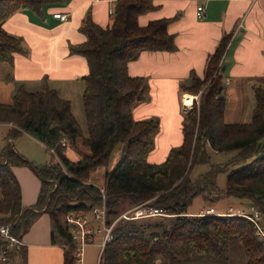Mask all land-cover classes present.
Wrapping results in <instances>:
<instances>
[{"label":"trees","instance_id":"16d2710c","mask_svg":"<svg viewBox=\"0 0 264 264\" xmlns=\"http://www.w3.org/2000/svg\"><path fill=\"white\" fill-rule=\"evenodd\" d=\"M59 1L0 0V62L12 64L15 53H26L22 38L5 31L3 21L20 10L41 18L45 6ZM154 8L152 0H115L109 26L101 27L86 16L78 28L84 40L70 44L68 55L81 57L86 64V72L79 78L84 86L81 101L85 135L69 100L50 88L46 80L33 91L20 83L11 103L0 102V123L10 124L0 154V225L9 224L11 233L21 239L38 211L47 213L52 240L55 235L62 240L63 264H73V247L61 217L72 210L87 211L102 202L99 188L85 181L97 167L108 164L114 148L121 143L120 161L103 175L108 218L120 214L117 208L123 201L140 204L152 199L146 206L173 215L172 222L161 232L148 233L134 219H119L98 264H154L159 258L162 264H192L194 254L224 260L231 238L244 249L246 264H264V244L247 219L187 215L197 196L208 201L232 196L253 204L264 217V86L253 87L255 105L249 122L224 121V81L218 64L230 38L225 35L206 59L204 79L191 73L189 83L180 85L181 91L196 95L208 82L199 100H194L183 115L181 144L171 148L162 162H149L159 124L156 119L132 117L133 105L145 100L148 86L144 78L128 75L127 63L142 51L176 50L174 35L167 31L173 18L138 25L137 17ZM24 133L46 147L50 162L35 165L12 148L8 140ZM78 139L88 152H79L80 158L71 161L65 151ZM62 140L66 141L64 145ZM210 149L232 155L224 163L211 164ZM204 164H209L208 170L191 179L193 167ZM13 166L29 167L40 179L37 200L31 208L22 206ZM219 174L226 176L224 189L217 186ZM19 253L24 257L22 246Z\"/></svg>","mask_w":264,"mask_h":264},{"label":"crops","instance_id":"0c3cea01","mask_svg":"<svg viewBox=\"0 0 264 264\" xmlns=\"http://www.w3.org/2000/svg\"><path fill=\"white\" fill-rule=\"evenodd\" d=\"M114 2L60 0L45 6L41 18L29 10L16 11L7 17L2 23L4 30L21 37L26 51L13 55L10 68L13 79L24 86H36L46 80L47 85L60 95L59 82H73L86 72L83 58L68 55L70 44L84 40L78 28L86 16L101 27L109 26L112 16L108 9ZM152 3L155 8L140 14L138 25L173 18L167 31L174 35L176 50L142 51L135 60L127 63V73L144 78L148 86L145 100L135 103L131 113L135 120L158 121L159 127L153 137L154 148L147 159L151 163H160L171 148L181 144L183 115L196 100L195 96L181 91L180 85L189 83L191 73L203 76L207 57L225 35L230 38L219 66L226 82L224 121H250L255 105L253 87L264 86V0H152ZM197 5L203 6L201 18L195 15ZM54 13L67 14V20L60 21L53 16ZM184 95L193 98L189 108L183 104ZM1 124L10 126L9 123ZM16 139H22V147L12 148L30 162H35L32 159L35 155L23 144L38 145L46 150L42 143L26 133ZM12 172L20 185L22 206L33 207L40 179L26 166H13ZM231 201L229 205H232ZM247 204L249 202L242 199L236 201V206ZM187 214L199 215V212L187 210ZM51 231L48 214L38 211V216L21 237L24 257L18 250L12 256L8 255L9 261L12 264H63L62 240L57 235L52 240Z\"/></svg>","mask_w":264,"mask_h":264},{"label":"rangeland","instance_id":"374dc122","mask_svg":"<svg viewBox=\"0 0 264 264\" xmlns=\"http://www.w3.org/2000/svg\"><path fill=\"white\" fill-rule=\"evenodd\" d=\"M11 64L6 62H0V102L4 103H11L13 100V94L16 87L21 83L17 82L13 79L11 76L10 70ZM201 79H204V75L202 77H199ZM208 82L205 83V86ZM43 84V82L36 86H30L26 85L25 87L28 90H37L40 89V86ZM203 86L196 95H193L196 97V101L199 100V95L201 91L205 88ZM58 88L60 89V95L61 97H64V99L69 100L71 105V111L74 116V118L77 121L78 126L80 127L82 131V135L86 134V122H85V114L82 106L81 101V93L83 91V82L80 79H74L73 82H59ZM190 107V106H189ZM188 107V108H189ZM191 108V107H190ZM189 108V109H190ZM187 109V110H189ZM7 128L5 125L0 123V154L6 145L5 136L7 133ZM10 145L15 147L16 149L21 148L20 145L21 142L23 143L22 139H10L8 140ZM66 141L62 140V144L64 145ZM26 143V142H25ZM23 146L32 149L33 156L32 159L35 161V165H44L51 160V155L49 152H47L43 147L39 148L38 145L31 146L30 144L26 143L23 144ZM123 144L119 143L114 148L110 160L106 166L97 167L92 173L89 178V180L85 181L87 184H92L96 186L97 188H103V182H104V173L106 171H111L116 164L120 161L122 155H123ZM154 148V147H153ZM152 148V150H153ZM151 150V151H152ZM81 152H88L86 146L81 144L80 139L76 141V144L73 148H67L65 153L68 159L71 161H76L80 158L78 153ZM209 156H210V163H224L226 162L229 157L232 155V153H216L213 150H209ZM209 168V164L204 165H195L193 169L191 170L189 177L191 179H195L199 174L204 173ZM216 183L219 189H224L226 184V176L225 174H219L216 178ZM152 200V199H151ZM151 200H146L143 203L140 204H132L128 200L123 201L120 203L119 207L117 208L118 211L121 213L131 211L133 208L148 204ZM229 200H233L232 205H229ZM239 200L236 197L232 196H225L221 198V200L217 201H208L203 200L201 196H197L193 199L191 205L188 207V211L192 212H199L203 213L206 209L210 208L211 212H224L226 210V207L232 206L236 207V201ZM242 201L247 202L245 199H242ZM142 207V206H141ZM132 214V212L128 213V216ZM189 215V214H187ZM172 216L170 214H167L165 212H162V214L154 215L150 217H141L136 218L133 221L142 226L146 232H161L163 229L169 227V225L172 222ZM62 220V217H61ZM101 241V238L99 236H96L93 243L84 247L83 255H82V264H98L99 259V243ZM228 256L227 259H218L213 256L209 255H192L191 261L192 264H246L247 255L242 248V246L239 244L237 239L231 238L228 241ZM15 250L11 249L8 250V255L14 253ZM17 262V261H16ZM1 264V263H0ZM14 264H20L14 263ZM154 264H162L161 259H157Z\"/></svg>","mask_w":264,"mask_h":264},{"label":"built area","instance_id":"2783aa9c","mask_svg":"<svg viewBox=\"0 0 264 264\" xmlns=\"http://www.w3.org/2000/svg\"><path fill=\"white\" fill-rule=\"evenodd\" d=\"M108 14L110 16L112 15V8L108 9ZM202 14L203 6L197 5L195 11L196 17L201 18ZM53 16L60 21L67 20V14L65 13H54ZM262 54L264 55V48ZM220 63L218 66H220ZM225 84L226 82L224 85ZM221 93H224V88ZM99 190L102 193V202L100 204L93 206L87 211H69L62 217L63 223L68 232L70 244L73 247V264H82L84 247L92 244L96 236L101 238V241L98 244L100 248V256L105 244L111 240L113 227L119 219H136L162 214V210L142 204L133 208L131 211L123 212L110 220V218H108V212L104 201L103 188H99ZM209 209L210 208L206 209L203 213H199V215H227L239 216L247 219L254 229V234L264 244V217L262 211L253 204L237 205L236 207L230 206L220 214L212 213ZM129 212H132V214L128 216ZM0 242L2 243L0 245V262L3 264H11L8 259V250L14 249L15 251H18L19 247L22 246V241L19 237L11 233L9 224H4L0 225Z\"/></svg>","mask_w":264,"mask_h":264},{"label":"bare ground","instance_id":"6f19581e","mask_svg":"<svg viewBox=\"0 0 264 264\" xmlns=\"http://www.w3.org/2000/svg\"><path fill=\"white\" fill-rule=\"evenodd\" d=\"M192 99L193 98L190 95H188V96L184 95V97H183V104L185 106H188L189 107L191 105Z\"/></svg>","mask_w":264,"mask_h":264},{"label":"water","instance_id":"95a60500","mask_svg":"<svg viewBox=\"0 0 264 264\" xmlns=\"http://www.w3.org/2000/svg\"><path fill=\"white\" fill-rule=\"evenodd\" d=\"M53 190H54V189H53ZM53 190H52V191H53ZM52 191H51V192H52ZM51 192H50V193H51ZM50 193H49V194H50Z\"/></svg>","mask_w":264,"mask_h":264}]
</instances>
